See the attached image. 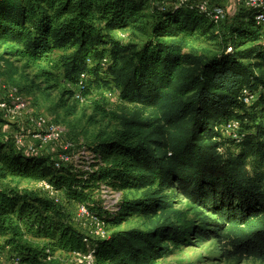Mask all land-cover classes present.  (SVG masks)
<instances>
[{
    "label": "trees",
    "instance_id": "16d2710c",
    "mask_svg": "<svg viewBox=\"0 0 264 264\" xmlns=\"http://www.w3.org/2000/svg\"><path fill=\"white\" fill-rule=\"evenodd\" d=\"M125 30L143 44L114 36ZM198 40L213 53L189 51ZM0 47L44 77L61 69L83 96L97 88L120 98L117 110H101L118 129L90 147L89 170L56 168L0 137V254L20 264H62L58 254L76 252L93 253L96 264H155L196 236L220 241L225 260L264 263V30L253 10L216 23L195 1L0 0ZM230 122L240 124L236 138ZM23 182H47L72 206L86 204L108 236L90 237L67 206L11 188ZM104 190L142 194L114 213L96 202ZM180 200L216 219L178 224ZM134 217L148 229L119 230Z\"/></svg>",
    "mask_w": 264,
    "mask_h": 264
},
{
    "label": "rangeland",
    "instance_id": "374dc122",
    "mask_svg": "<svg viewBox=\"0 0 264 264\" xmlns=\"http://www.w3.org/2000/svg\"><path fill=\"white\" fill-rule=\"evenodd\" d=\"M195 2L197 0H194ZM214 6L221 7L226 12V17H233L239 7V0H210ZM233 1V3L231 2ZM264 30V27H263ZM114 36L126 45L141 46L144 37L134 30H125L114 33ZM214 44L205 40H198L190 46L189 51L196 54L210 55L214 51ZM60 53L54 59L56 63ZM52 69V70H51ZM50 76H42L37 67H30L18 60H13L6 55V48L0 47V97L7 98L12 92H16L17 97L25 103L26 108L16 111L15 114H9L7 118L4 114L5 123L1 126V138L12 139L16 141L18 136L26 146H34L41 155L49 156L53 159L59 158L66 146L69 155L70 164L79 167H90L93 163L94 155L92 147L98 137L102 134L110 135L118 129L116 122L101 114L103 108L111 111L118 109L120 98L117 91H107L97 88L91 89L89 94H77L81 90L74 87L65 79L61 69L51 68ZM33 116H43L48 121L54 122L63 130V138L59 141L51 142L47 145H41L35 138L30 119ZM65 153V152H64ZM23 192H31L43 195L53 199L70 212L72 223L80 231L90 237H96L97 227L89 221L80 224L76 221V207L69 204L63 193L51 194L40 183L23 182L11 186ZM106 197L103 198V192L96 197V202L104 207V201L109 200L112 206L107 210L117 213L119 204L125 199L139 198L142 191H131L117 193L111 190H104ZM177 195V192H173ZM103 194V195H102ZM176 209L183 211L185 220L181 219L178 224L183 225L189 221L198 226L199 221L207 219L214 221L216 218L212 215H200L201 212L195 210L187 201L180 200ZM67 211V212H68ZM68 212V214H69ZM148 229V222L142 217L131 218L129 222L122 225L119 230ZM109 231L107 229V235ZM192 243L182 245L174 250V254L157 261L155 264H239L236 261L225 260V249L223 244L217 240H201L196 236L191 237ZM62 257V264H76L72 256L58 254ZM13 254L5 251L0 254V264L11 261ZM241 264H264L253 260L244 261Z\"/></svg>",
    "mask_w": 264,
    "mask_h": 264
},
{
    "label": "built area",
    "instance_id": "2783aa9c",
    "mask_svg": "<svg viewBox=\"0 0 264 264\" xmlns=\"http://www.w3.org/2000/svg\"><path fill=\"white\" fill-rule=\"evenodd\" d=\"M181 4L183 3H191L194 0H178ZM241 7H245L247 9L253 10L255 12V20L258 25L264 27V0H239ZM197 7L205 13L212 15L216 21V23H220L227 19L226 12L223 8L214 6L210 0H197L196 1ZM228 52H233V47L228 48ZM77 97H81V93L77 94ZM253 100V97H247L246 102L250 103ZM26 108L24 102H22L19 97H17L16 92H12L9 94L7 98L0 97V112L7 116L9 114H15L16 111H21ZM32 124L34 138L41 144L47 145L54 141H59L63 138V130L58 127L54 122L48 121L43 116H33L30 119ZM240 129V124L238 122H230L226 126V132L229 136H234L235 138L238 135V131ZM16 145L23 149L27 154L30 155H40L37 152V149L34 146H26L19 140L18 136L15 139ZM69 150V146H66L62 155L57 158L53 159L56 168L64 167L70 164L69 155H67L66 151ZM83 168V167H82ZM90 167H86L85 170H89ZM48 192L53 194H59L60 191L56 190L47 182L40 183ZM106 192L103 191V198L106 197ZM54 200V197H53ZM56 201V200H55ZM112 206V203L109 200L104 201V209H109ZM76 221L78 223L90 222L97 227L96 237L99 239L106 238L108 225L107 223L101 219L97 214L92 212L90 208L86 204H78L76 207ZM72 258L76 264H96V257L93 253H83V252H76L73 253ZM4 264H20V261L17 257L11 259V261L5 262Z\"/></svg>",
    "mask_w": 264,
    "mask_h": 264
},
{
    "label": "crops",
    "instance_id": "0c3cea01",
    "mask_svg": "<svg viewBox=\"0 0 264 264\" xmlns=\"http://www.w3.org/2000/svg\"><path fill=\"white\" fill-rule=\"evenodd\" d=\"M232 3H233V1H231ZM81 224H83V223H81Z\"/></svg>",
    "mask_w": 264,
    "mask_h": 264
}]
</instances>
